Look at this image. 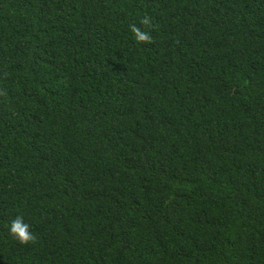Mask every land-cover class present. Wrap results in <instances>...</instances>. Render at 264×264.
Listing matches in <instances>:
<instances>
[{
  "label": "trees",
  "instance_id": "obj_1",
  "mask_svg": "<svg viewBox=\"0 0 264 264\" xmlns=\"http://www.w3.org/2000/svg\"><path fill=\"white\" fill-rule=\"evenodd\" d=\"M0 264H264V0H0Z\"/></svg>",
  "mask_w": 264,
  "mask_h": 264
},
{
  "label": "clouds",
  "instance_id": "obj_2",
  "mask_svg": "<svg viewBox=\"0 0 264 264\" xmlns=\"http://www.w3.org/2000/svg\"><path fill=\"white\" fill-rule=\"evenodd\" d=\"M141 23L143 25H147L149 23V19L145 17ZM129 31L132 34L133 40L137 44H145L150 42L151 37L146 31H142L135 25L129 26ZM8 233L12 236L19 244H27L34 239L33 233L29 230V226L27 223L23 221L21 217H16L13 219L7 226Z\"/></svg>",
  "mask_w": 264,
  "mask_h": 264
}]
</instances>
